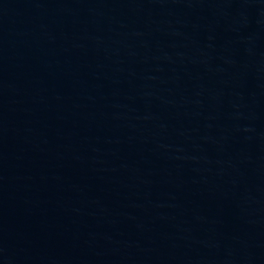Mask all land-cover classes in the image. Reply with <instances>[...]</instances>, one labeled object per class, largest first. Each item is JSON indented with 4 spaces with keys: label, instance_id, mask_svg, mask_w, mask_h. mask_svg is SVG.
<instances>
[{
    "label": "water",
    "instance_id": "1",
    "mask_svg": "<svg viewBox=\"0 0 264 264\" xmlns=\"http://www.w3.org/2000/svg\"><path fill=\"white\" fill-rule=\"evenodd\" d=\"M0 264H264V0H0Z\"/></svg>",
    "mask_w": 264,
    "mask_h": 264
}]
</instances>
